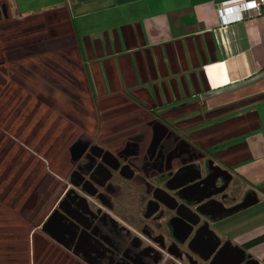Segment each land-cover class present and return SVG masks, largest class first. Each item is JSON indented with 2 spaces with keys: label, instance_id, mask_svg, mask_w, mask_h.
<instances>
[{
  "label": "rangeland",
  "instance_id": "1",
  "mask_svg": "<svg viewBox=\"0 0 264 264\" xmlns=\"http://www.w3.org/2000/svg\"><path fill=\"white\" fill-rule=\"evenodd\" d=\"M4 3L0 0L1 8ZM15 13H0V206L8 212L13 196L20 202L24 195L21 202L27 206L22 221L16 220V232L0 228V264L128 263L126 253H119L122 247L149 251L150 264H259L264 258L248 252L244 257L232 236L251 225L249 213L255 205L249 187L226 165L229 149L217 148L226 131L216 129L226 130L230 121L196 124L203 113L193 110L171 124L169 134L136 114L135 105L119 109L135 118L121 133L134 138L136 154L146 155L151 170L141 173L139 164L131 166L126 156L96 140L101 126L88 118H95L96 111L110 125L111 115L96 108L100 94H86L79 77L67 76L74 73L68 61L72 54L54 48L58 40H19V25H11ZM80 107L88 115H81ZM222 112L227 117L233 110ZM72 117L86 124H72ZM9 129L16 131L14 137ZM47 135L51 146L67 140L68 168L45 170L49 188L42 190L38 181L25 193L23 186L33 177L31 158L41 161L36 153L45 157L41 145ZM81 138L89 140V147L72 162L69 148ZM8 169L16 175L10 177ZM51 178L61 187L42 205L41 196L55 187ZM9 189L12 194L6 197ZM195 229L198 248L189 245Z\"/></svg>",
  "mask_w": 264,
  "mask_h": 264
},
{
  "label": "crops",
  "instance_id": "2",
  "mask_svg": "<svg viewBox=\"0 0 264 264\" xmlns=\"http://www.w3.org/2000/svg\"><path fill=\"white\" fill-rule=\"evenodd\" d=\"M221 1L5 0L0 13L16 11L19 40H58L54 48L72 54L67 76L100 94L96 108L110 113L109 124L130 125L134 116L118 110L131 104L169 134L193 110L203 113L196 124L230 121L216 129L226 131L217 148L229 149L226 165L256 206L251 225L232 234L239 245L264 234V16L221 27ZM227 108L233 113L221 117ZM247 252L264 258V241Z\"/></svg>",
  "mask_w": 264,
  "mask_h": 264
},
{
  "label": "flooded vegetation",
  "instance_id": "3",
  "mask_svg": "<svg viewBox=\"0 0 264 264\" xmlns=\"http://www.w3.org/2000/svg\"><path fill=\"white\" fill-rule=\"evenodd\" d=\"M80 114L81 115H88V112H86L83 108L80 107ZM69 115V114H68ZM73 119V120H72ZM88 120H91L94 122L93 118H88ZM71 123L72 124H86L83 122H81V120L77 117H72L71 118ZM122 125L119 123H110V125L104 124L102 125V127L99 129L97 135H96V140L104 145L107 146L108 150H113V152L117 153L120 156H126L128 159L129 164H131V166H134L135 163L139 164L140 168H144L142 169L141 173H144L145 175H147V173H149V171L151 169H149V165L147 163L145 159L146 155H142V154H136L135 150H134V138L131 137H127L125 135H123L120 131L123 129L121 128ZM67 140H65L63 142V144H56L54 146H51V149L48 152H43V155L45 157H43L41 154L36 153V156L41 160V161H45L42 163V174L40 176L39 179V184L38 185H42L43 184V188H49L50 183L47 181V178L45 175H43V172L45 170H50L52 169L54 172H65L68 168L67 163H66V156H65V151H64V147L66 144ZM78 143L76 146H74L72 149L71 147ZM86 143V148L85 150L78 156L75 158L76 156V147L80 144ZM89 140L88 139H77L76 141H74L72 143V145L69 148L70 151V157H71V161L72 162H76L77 160H79V158L86 152L87 148L89 147ZM137 147H139L140 149H143V147H141V145H137ZM60 152L59 157L57 159L54 160V156ZM144 160V163H143ZM104 164H109V161H107V159L103 158L102 159ZM46 162L49 163V166L46 165ZM144 165V166H143ZM148 165V166H147ZM142 166V167H141ZM51 172V171H50ZM32 177V176H31ZM20 183V182H19ZM55 185L54 189L51 191V195H46L44 198L43 196H41V204L44 205L55 193V191H57L60 187H61V183L59 181H57L56 179H52L51 178V187ZM24 189H26L27 186H23ZM1 190V187H0ZM46 200V201H45ZM18 200H16V198L13 196V199L9 202V206L11 208H14L15 206H17L18 208V215L16 217V220L22 221V216L23 213L26 211V206L27 204L20 202H17ZM43 202V203H42ZM42 210V208H41ZM68 213H71V211H67ZM4 220H8L7 218ZM11 230V229H10ZM196 230V229H195ZM106 234V233H105ZM191 235H189V239L190 237H198V230L191 231L190 233ZM186 237V238H188ZM190 239L189 245L197 247L199 246L200 242L198 240V238L196 239ZM239 250H242V254L245 257L246 252L248 249L244 248L242 246V243L238 245ZM107 252L102 251L100 254L103 255H107L105 254ZM119 253H122V255H124L126 253V259L128 260V263H125L122 259L120 264H150L152 261V255L150 254L149 251L147 250H143V249H136L135 251L133 249H128V248H124L122 247L119 251ZM117 264V263H116ZM164 264H169L168 262L164 263ZM259 264H261V262H259Z\"/></svg>",
  "mask_w": 264,
  "mask_h": 264
},
{
  "label": "built area",
  "instance_id": "4",
  "mask_svg": "<svg viewBox=\"0 0 264 264\" xmlns=\"http://www.w3.org/2000/svg\"><path fill=\"white\" fill-rule=\"evenodd\" d=\"M216 13L221 27L254 16H264V0H224L217 4Z\"/></svg>",
  "mask_w": 264,
  "mask_h": 264
},
{
  "label": "bare ground",
  "instance_id": "5",
  "mask_svg": "<svg viewBox=\"0 0 264 264\" xmlns=\"http://www.w3.org/2000/svg\"><path fill=\"white\" fill-rule=\"evenodd\" d=\"M19 125H24V126L27 125L28 126V124L25 123V122H23V124H21V122H20ZM9 131L11 133H8V134H11V137H14L16 135V131L15 130L9 129ZM50 138H51L50 135H47L45 137V141L46 142H43V144L41 145V150L43 152H48L51 149V146H50L51 139ZM59 154H60V152L58 153V157H59ZM31 159L33 160V162H35L34 163V167H33V171H32L33 177H32V180L28 183V185H27V187L25 189V193L28 192V190L31 189L35 185L36 182L39 181L40 176H41V173H42V162L36 160L33 157ZM7 174L10 177H13L14 175H16V172L15 171H11V170L8 169L7 170ZM7 193L8 194H6V197L7 196L10 197L11 194H12V190L9 189ZM24 198H25V195L21 197V201ZM17 208H18L17 206H15L14 208H11L10 207V210L7 212V207L6 206H4V205H1L0 206V228L2 227L4 230H6V229H12L14 232H16L18 230V228L16 226V217H17L19 211H18ZM1 215H5L6 218H10V219L4 220L1 217Z\"/></svg>",
  "mask_w": 264,
  "mask_h": 264
},
{
  "label": "trees",
  "instance_id": "6",
  "mask_svg": "<svg viewBox=\"0 0 264 264\" xmlns=\"http://www.w3.org/2000/svg\"><path fill=\"white\" fill-rule=\"evenodd\" d=\"M264 241V234L253 237L245 242L242 243V246L246 249H249L250 247L257 245L258 243H261ZM261 264H264V259L261 261Z\"/></svg>",
  "mask_w": 264,
  "mask_h": 264
},
{
  "label": "water",
  "instance_id": "7",
  "mask_svg": "<svg viewBox=\"0 0 264 264\" xmlns=\"http://www.w3.org/2000/svg\"><path fill=\"white\" fill-rule=\"evenodd\" d=\"M78 143H76V144H74L72 147H71V149L74 147V146H76ZM85 148H86V143H81L80 145H78L77 147H76V149H75V151H76V156H75V158L76 157H78L84 150H85Z\"/></svg>",
  "mask_w": 264,
  "mask_h": 264
}]
</instances>
